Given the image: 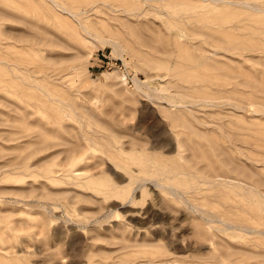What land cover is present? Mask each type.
<instances>
[{
	"label": "rangeland",
	"instance_id": "374dc122",
	"mask_svg": "<svg viewBox=\"0 0 264 264\" xmlns=\"http://www.w3.org/2000/svg\"><path fill=\"white\" fill-rule=\"evenodd\" d=\"M0 264H264V0H0Z\"/></svg>",
	"mask_w": 264,
	"mask_h": 264
},
{
	"label": "bare ground",
	"instance_id": "6f19581e",
	"mask_svg": "<svg viewBox=\"0 0 264 264\" xmlns=\"http://www.w3.org/2000/svg\"><path fill=\"white\" fill-rule=\"evenodd\" d=\"M53 1V0H52ZM231 2V1H230ZM241 3H243V4H245V5H248V2H245V1H242ZM231 4H233V3H231ZM235 4V3H234ZM59 5V4H58ZM61 5V4H60ZM53 6H55L54 4H53ZM56 7V6H55ZM254 7V6H253ZM57 8H59V7H57ZM62 8H64V7H62ZM56 9V8H55ZM60 10V9H59ZM62 10V9H61ZM60 10V11H61ZM260 10V9H259ZM65 11H67V12H69V13H71L72 15H75L76 13H74V12H70V11H68V10H63V12L62 13H64ZM261 11V10H260ZM80 12H83L82 10L80 11ZM69 13H68V15H69ZM67 14V13H66ZM78 14V13H77ZM81 14V13H80ZM71 15V16H72ZM58 16V15H57ZM70 16V15H69ZM74 18V17H73ZM70 20H71V18H70ZM76 20V19H75ZM78 20V19H77ZM78 22V21H77ZM112 42H113V44H114V47L117 49L119 46H120V43L118 42V41H116V40H113L112 39ZM116 51V54L118 53L117 52V50H115ZM8 166V165H7ZM244 168H246V167H244ZM187 169V168H186ZM184 170V169H183ZM251 170V169H250ZM77 171V170H76ZM80 171H82V172H80V174L81 173H83V172H87L88 171V169L87 168H82V169H80ZM77 172H79V170L77 171ZM216 173V172H215ZM215 175H221L220 173H216Z\"/></svg>",
	"mask_w": 264,
	"mask_h": 264
}]
</instances>
